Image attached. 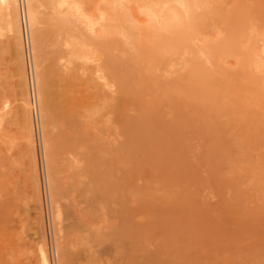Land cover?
Masks as SVG:
<instances>
[{"label": "rangeland", "instance_id": "rangeland-1", "mask_svg": "<svg viewBox=\"0 0 264 264\" xmlns=\"http://www.w3.org/2000/svg\"><path fill=\"white\" fill-rule=\"evenodd\" d=\"M78 1L88 15L96 18L107 5V0ZM209 2L195 16V43L179 40L182 45L183 41L187 43L189 49L184 45L179 54L169 53V57L167 53L166 63L155 64L157 67L151 72L139 69L140 58L133 55H137V50L131 44L123 45L121 37L116 36L120 48L110 55L126 63L131 58L128 68L134 72L130 75L135 76L137 69L142 73L141 85H137V97L143 104L142 121L136 128L140 133L138 142L131 130L107 128L99 121L100 127H92L93 124L90 130V126L77 125L83 143L76 150L68 147L78 135L74 124L71 126L72 118H68L70 100L78 98L87 108L94 101L96 90L88 83V72L66 71L60 67L64 59L56 60L64 56L60 48L53 46L56 30L62 26L49 23L53 12L45 6L40 27L48 38L47 46L41 41L34 47L30 38L27 42L21 36L25 68L28 71L31 67V72H26L30 85L26 86L32 95L29 100L32 99L31 115L35 117H31L35 121L31 122L34 140L38 139L31 152L17 72L21 49L6 20H0V203L4 201L0 204V264H47V259L50 264H264V0ZM131 3L126 12L132 27L135 25L132 30L144 39L147 23L143 25L146 19L140 12L142 8L137 9L136 5L141 2ZM99 35L98 31L93 39L104 53L100 44L103 37ZM26 42L31 48L30 67ZM213 45L219 50L214 69L197 73L202 80L205 77L204 88L200 78L199 87L196 82H192L194 87L188 83L185 86L182 79L190 76L193 55ZM148 47L143 54L149 52L151 46ZM53 50H59L57 55ZM37 51L42 52L43 70L51 68L50 91L56 106H61L55 109L58 121L54 119L48 126L51 155L43 147L47 139L46 119L36 95ZM251 52L260 59H253ZM259 52L261 56L257 55ZM171 95L175 101L170 106L165 98L171 99ZM59 111L63 116H59ZM129 111V117L140 115L131 108ZM179 116L183 119L179 120ZM54 123H59L57 128ZM100 137V143H104L101 150L106 152L102 153L103 166L99 168L95 150L101 144L95 140ZM78 138L81 141V136ZM50 158L58 188L48 182ZM120 179L124 181L122 189L116 188ZM111 183L114 184L110 187ZM55 200L61 209L68 206L65 210L72 214L63 212L61 223L55 220ZM76 212L78 216L74 218Z\"/></svg>", "mask_w": 264, "mask_h": 264}, {"label": "bare ground", "instance_id": "bare-ground-1", "mask_svg": "<svg viewBox=\"0 0 264 264\" xmlns=\"http://www.w3.org/2000/svg\"><path fill=\"white\" fill-rule=\"evenodd\" d=\"M209 1L210 0H107V2H106L107 5L105 7V12L102 13L100 15V17L96 18V17H92L91 15H88L86 9L84 8V6L78 0H26V8H27V19H26V22H27V24L29 26V37H30V41L32 42L31 44L34 43L33 46L37 47L38 43L42 41V42H44V47L47 46L48 38H47L46 35L44 36L43 31H41L42 28L40 27V25L43 23V20H44V19H42V18H44L42 16H45V15H43L44 12H42L43 7H45V6H46V8L50 7L51 11L53 12V14H52V17L48 19L49 23L52 24L53 27H59L60 25L62 26V29H60V30L57 29L56 30V34H55L56 37L54 36L55 37V41L53 42V46L56 49L60 48L59 50H62L64 56L61 55V57H59V58L57 57L56 60H60L61 59L60 62H62L63 61L62 59H64V62H62L63 64L61 63L60 67H62V69H65L66 71L73 72L72 70H76L75 72H77V73L79 71H81V72L83 71L85 73L88 72L87 74L90 77L88 79L89 82L88 81L87 82L90 83L91 84L90 86H92L96 90V93L94 95V101L93 102H89L91 104L87 108L84 106L83 102H81L78 98H72L70 100L69 111H70L71 115L69 114L70 116L68 118H72V119H70V121H72V123H71L72 125L71 126L73 127V124H74V126L76 127V130H75L76 133L78 132L77 131V128H78L77 125H79V126L83 125V126H87V127L90 126V127H88V129L89 128L92 129V127H96L97 126L96 124H98V127H100L98 122L101 121V123H103L105 126H107V128H108V126H109V128L114 126L115 128L121 129L123 131L131 130L132 131L131 135H133V138L135 140H137V142H138V136H139L140 133L136 132V130H137L136 128L140 126L141 121H142L141 113L143 111V108H142L143 104H142V102H140L138 100V97H137L138 89L137 88L141 85L142 73L141 74L138 73L139 70L137 69V72H136L137 74L136 73L135 74L138 75V76H136V75L134 76L133 74L130 75V73L134 72V71H131L132 68H130V67L128 68L129 61L132 62V59L130 58V57H132L130 55V54H132V53H130L131 51L129 52V55L127 54L128 58H130V60L127 63L126 62H120L119 60L115 59L114 58L115 56L112 57L110 55V52L112 50L116 49L117 47H119L118 46V44H119L118 42L119 41L117 39L119 37H121L120 41H122V43H124L123 45H125V43H127L126 45L131 44L133 46L134 50H137L136 51L137 55L136 54H133V55L140 58V62H139L140 63L139 64L140 68L139 69L140 70L142 69L141 71H144V72L153 71L157 66L161 65L162 63L163 64L166 63L165 62V60H166L165 58H167L168 56L170 57V54L175 53V55H176V53L179 54L180 51H184L183 50V49H185L184 45H187V43H185L183 41L184 45H182V44L179 43V40H186L189 43V45H190V43H192L194 41L193 37L197 33V28H196V26L194 24V19L196 18L195 16L197 14V11L205 9V8L208 7V5L210 4ZM131 2H137V3L141 2L140 4H136V5H139V6H137V9H138V7L142 8V9L140 8L141 9L140 12H142L144 14V20L146 19V21H143V25L145 26V24L147 23L146 27H145L144 34L142 33L143 36H144V39L138 38V36L134 33V30H132L133 28H135V25H134V27H132L133 24L132 25L130 24L132 22L129 21L130 17L127 15V12H128L127 11V7H128L127 4H129ZM47 6H49V7H47ZM48 13L50 14V12H48ZM1 16L3 18H1ZM47 16H49V15L47 14ZM1 19L6 20V23L11 27V29H12V31L14 33V38L17 41L16 44L19 47V49H21V51L19 53L20 54V61H19V64H18V69H17L18 77L20 78L19 82L21 83V88H22V90L20 89L22 91V92H20V94H22V106H23L22 112H23V114L22 113L21 114L24 115V119H26V123H27V127L26 128H27V131H28L26 136H27V138L29 140L28 147L30 148L31 152H33L34 151V146H35L34 142H36L37 138L34 140V135L35 134L33 135V131H32L31 122L34 121V120H31L32 119L31 117H34V116L31 115L32 108H30V105H31L32 102H30V101L32 99L29 100V98H30L29 95H31V94L30 93L28 94V91L31 92V90L29 88H28L29 90L27 89V87L30 85V83H29V85L27 84L28 83L27 82L28 73H26L28 71L31 72V70H30L31 67L27 71V67L25 68V64H26V62L24 60L25 58H23V53H22L23 52L22 51V44L23 43H22L21 36L23 35L24 39H25L26 36H25L24 22L22 21L20 0H0V20ZM144 22H145V24H144ZM98 31L100 32V35L103 37V40L101 41L100 44L103 47L104 53L100 52L102 49L100 50L99 48H97V46L99 44H97L95 42V40L93 39L94 38L93 35H95V37H96V33ZM22 32H23V34H21ZM134 35H136V36H134ZM116 36H118V38H116ZM27 42H26L25 45H27ZM194 43H195V41H194ZM223 44H224V41H223L222 45ZM147 45L149 46L148 48H150V46H151V49H149V52L147 51V54H145V53L143 54L142 51ZM189 45L186 46L187 49H189ZM209 45L210 44H208V46ZM125 46L123 48L126 49ZM203 48L199 49L201 51L197 50L199 52L195 53V56L193 55V61H192L193 67H192V70L190 72V76L189 77L186 76L185 79H182L184 84H185V86H187L188 84L193 86L192 82H194V84H195V82L197 83V81L199 82L198 79L199 78L201 79V75H198L199 71H201V70L209 71L214 66V62L217 59L216 58V54H217L216 52L219 51V50H217V45L206 47L204 49ZM125 49H124V51H125ZM187 49L185 50L186 52L188 51ZM117 50H118V48H117ZM58 51H56V53H54V50H53V54L57 55ZM261 52H262V50H261ZM167 53L168 54L170 53V54L168 56H166ZM182 53H184V52H182ZM41 54H42V52H38V51L36 52V62L35 63L37 65V69H38V70L36 69V71L38 72V77H35V78L36 79L38 78L39 89H38V87H35L34 89L37 88L39 90V91L37 90L38 92L36 91L37 92L36 95H38L39 101L41 100V102H42V105H43V108H42L43 116L46 119V122H45L46 125H45L44 128H45V133H46L45 135L47 136V139H45L46 140V144H45V140L43 141L44 142L43 143V145H44L43 147L46 146V148L48 150V151L46 150L47 153L51 155L52 154V141H51L52 139L49 136V131H51V130L48 129V126L51 125L56 120V118H57L56 116L57 115H55V109L60 108L61 106L57 107L55 102L53 101L52 94H51V91H50V87H51L50 83L51 82L49 83V81H51L50 80V73H51L50 69L51 68L50 69L47 68V69L43 70V65H42L43 59L40 58V57H42ZM252 54H254V53H252ZM252 54H251V56L253 57L255 54L254 55H252ZM44 55H45V53H44ZM121 55H123V54L121 53ZM124 55H125V53H124ZM181 55H184V54H181ZM257 55L261 56L260 52ZM254 57L255 58H253V59H256V58L258 59V56L255 55ZM262 57H264V56H261V61H262ZM171 58H172V56H171ZM171 58H170V60H171ZM27 61H28V59H27ZM135 61H137V60L136 59L133 60V62H135ZM263 62H264V60H263ZM263 62H261V63H263ZM130 64H132V63H130ZM132 66H135V65L133 64ZM241 68H244V67L241 66ZM213 69H214V67H213ZM133 70H134V68H133ZM36 71H35V74H36ZM81 72H80V75L83 74ZM128 75H130L131 77L133 76L134 80L133 79L131 80V78ZM202 75H203V73H202ZM208 75H210V74H207V76ZM202 77L205 79L204 76H202ZM212 77H213V75H212ZM181 78H183V77H181ZM32 79H30V82H33ZM204 79L203 80L201 79V81H200L201 85L203 84L202 81H204ZM210 80H211V77H210ZM15 81H17L16 78H15ZM178 82H179V80H178ZM206 82H207V80H206ZM131 83H133V84L131 85ZM186 83H188V84L186 85ZM214 83L215 82H213L212 85ZM216 83H217V81H216ZM216 83L214 85H216ZM26 85H28V86H26ZM137 85H138V87H137ZM166 85L167 84H165V86ZM31 86L34 87L35 85L34 86L31 85ZM179 86H180V84H179ZM203 86L204 85H202L201 88H204ZM160 87H164V85L161 84ZM197 87H199L198 83H197ZM31 89H33V88H31ZM171 89L174 90V88H171ZM171 89H170V91H172ZM187 89H189V88H187ZM203 90H205V89H203ZM164 91H165V89H164ZM179 91H181V90H179ZM87 92H88V90H87ZM91 92L92 91H89V93H91ZM114 93H119L120 96L117 97L116 95H114ZM91 94H90V96H91ZM174 94H176V93H174ZM181 94H184V93H181ZM186 94H188V93L186 92ZM128 95H130V97H127ZM191 95L193 96V94H191ZM183 96H185V95H183ZM187 96H189V94ZM187 96H185V98ZM190 97H187V98H190ZM191 98H193V97H191ZM165 99L168 100L167 104L168 105L170 104V106H171V102L173 104L174 101H175L174 99H172V95H171V99L169 97H166ZM176 107H178V106H176ZM88 108H89V110H88ZM130 108L132 110H135L140 115H138L137 117L135 116L136 118L129 117L130 114L128 115V113L130 112L129 111ZM85 109H87V110L85 111ZM60 110H62V109H60ZM63 110H65V109H63ZM0 111H1V109H0ZM40 112H42V111H40ZM59 112H60L59 116H61L62 115L61 111H59ZM2 117H3L2 114H0V118L1 119H2ZM99 118H100V120H99ZM180 119H183V118H181L179 116V120ZM56 121H58V120H56ZM54 124H55V128H57L56 127L57 123H54ZM61 124H63V123H61ZM64 124H66V123H64ZM93 124H94V126L91 127V125H93ZM62 126H64V125H62ZM96 129L94 128L93 131L97 132ZM52 130L54 131V129H52ZM79 130L81 131V129H79ZM53 131L51 133L54 134ZM87 131H85V132H87ZM79 132H78V135H79ZM102 133H104V132H102ZM78 135H77V137H74L75 140H73L72 144H69L70 146H68V147H70L71 150H72V148H73V150H74V148H75V150H76V148L78 149L79 148L78 147L79 143L82 142L83 134L79 135V136H81V138H80L81 141H78L79 140V138H78L79 136ZM96 135H97V133H96ZM99 139H101V137L98 138V140L96 139L95 141L98 142ZM100 141H99V143H100ZM86 142H87V140H86ZM103 144L104 143H103V140H102L101 148L95 150L97 153L94 152V154L95 153L97 154V157H95L96 158L95 161H96L97 164H99V168L101 166H103L101 164L102 163V160H101L102 159V153L106 152V151L101 150L103 148V146H102ZM97 148H99V147H97ZM30 150L28 151L29 153H30ZM44 151H45V148H44ZM216 152H217V149L215 151V154H216ZM65 153H66V151H65ZM213 153H214V151H213ZM44 154H46V153H44ZM91 154H93V153H91ZM49 156H48L47 160L49 159ZM64 158H66V157H64ZM47 160H46V162H47ZM78 161H79V159H78ZM74 162H73V167H74ZM80 162H82V161H80ZM48 163H49V160H48ZM50 163H51V166H48V169H49V167H51L50 168L51 172L50 173L48 172V173L51 175V178L47 177V178H49L48 182H51L52 188H55V187L58 188L59 186H58V183L56 182L55 174H54V171H53L54 169L52 167V164L54 163L52 158H50ZM105 163L106 162L104 161L103 164L105 165ZM35 164L36 163H34V166H35ZM88 164H90V163H88ZM116 164L119 165L120 162H117ZM75 166L77 167V165H75ZM108 166H111V165L109 164ZM35 167H37V166H35ZM102 169L103 168H101V172H102ZM89 170H90V168H89ZM48 173H46L47 176L49 175ZM107 174L110 175V173H108V172H107ZM113 174H114V172H113ZM98 176H95V178L96 177L98 178ZM99 181H100V179H99ZM119 181H120V183H119ZM119 181L117 183L118 185L116 184L117 185L116 188L118 187V188L122 189L123 186H124V181L121 180V179ZM97 184H99V183H97ZM113 184L111 183L110 187ZM51 185H49V186H51ZM97 186H99V185H97ZM17 188H19V187H17ZM99 188H101V187L99 186ZM116 188H114V189H116ZM9 189H10V187H9ZM54 190H57V189H53L52 190L53 193H56V192H54ZM110 190H112V189H109V192H110ZM18 191L20 192V190H18ZM102 191H103V189H102ZM100 192H101V189H100ZM105 192H106V190H105ZM58 194H59V192H58ZM13 195H16V194H13ZM61 196H63V194H61ZM102 196H104V195H102ZM106 196H107V194H106ZM166 196H167V194H166ZM50 198H52V197H50ZM64 198H65V196H64ZM3 202H1L0 204H2ZM53 203L56 205V207H55V220L57 221V223H59V222L61 223L63 221V212L64 213L66 212L65 208L68 207V206H66V204H65L64 206H66V207H64L63 208L64 210H63L58 205V201L57 200H55V202H53ZM72 205L73 204H71V206ZM62 206H63V204H62ZM66 209L68 211V208H66ZM241 212H243V211H241ZM70 213L71 212H69L67 214L70 216V215H72ZM76 215L78 216V213L75 214L74 218H76ZM89 216H90V214H89ZM77 219H80V218H77ZM77 221H75V223H77ZM78 223H81V221L78 222ZM81 225L79 226L80 228H81ZM68 228L69 229H67V230L70 231V227H68ZM73 230H76V229H72V231ZM79 230H81V229H79ZM85 231H87V233H90L88 230H85ZM75 232L76 231H73V233H75ZM80 232L82 233V231H80ZM91 232H93V231H91ZM76 235H77V233H76ZM89 236L90 235H88L87 237H89ZM65 241H67V240H65ZM74 243H75V241H74ZM89 243H90V241L87 244H89ZM70 247H72V246H70ZM60 250H62V249H60ZM47 262H48L47 264H50L51 261L49 262V259H47Z\"/></svg>", "mask_w": 264, "mask_h": 264}, {"label": "built area", "instance_id": "built-area-1", "mask_svg": "<svg viewBox=\"0 0 264 264\" xmlns=\"http://www.w3.org/2000/svg\"><path fill=\"white\" fill-rule=\"evenodd\" d=\"M20 5H21V15H22V21L24 22V29H25V36L28 39L29 37V26L26 22L27 19V8H26V0H20ZM30 40V39H29ZM27 59L29 61V67H30V63H31V48H29V46L27 45Z\"/></svg>", "mask_w": 264, "mask_h": 264}]
</instances>
